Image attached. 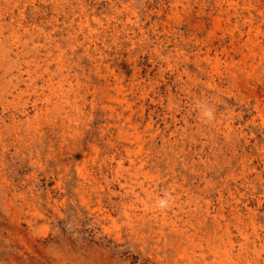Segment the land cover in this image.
<instances>
[{
    "label": "rangeland",
    "instance_id": "rangeland-1",
    "mask_svg": "<svg viewBox=\"0 0 264 264\" xmlns=\"http://www.w3.org/2000/svg\"><path fill=\"white\" fill-rule=\"evenodd\" d=\"M229 3L0 0V264H264V114L224 70L264 25Z\"/></svg>",
    "mask_w": 264,
    "mask_h": 264
},
{
    "label": "bare ground",
    "instance_id": "bare-ground-1",
    "mask_svg": "<svg viewBox=\"0 0 264 264\" xmlns=\"http://www.w3.org/2000/svg\"><path fill=\"white\" fill-rule=\"evenodd\" d=\"M250 1L251 0H231V3H229L228 4V7L230 8V7H232L231 9H233V11H234V13L237 15L238 14V8H237V4H238V2L240 3H243L244 5L245 4H248L249 5V7H250ZM255 3H257V5H261V11H259V13H258V16H261V18H263L262 20V23H263V25H264V0H253ZM221 2H223V1H221ZM233 3H234V5H233ZM254 3V4H255ZM247 5V6H248ZM214 6V5H213ZM224 6V5H223ZM246 6V7H247ZM114 7V6H113ZM243 7H245V6H242V8H241V10L242 11H245L247 14H248V17L249 18H251L252 16H251V14H250V8H247L246 10H244V8ZM217 8L219 9V10H222V7L220 6V5H218L217 6ZM226 9L227 11H229L230 9ZM156 9V8H155ZM240 10V11H241ZM162 11V10H161ZM218 11V10H217ZM255 11V10H254ZM224 12V11H223ZM225 13V12H224ZM235 15V16H236ZM126 21V20H125ZM216 21V20H215ZM221 22V21H220ZM244 22V21H243ZM218 23H216V25H217ZM247 24H249V23H247ZM164 25V24H163ZM219 26V25H218ZM249 26V25H248ZM252 27V25H250V28ZM249 28V29H250ZM257 28H259V27H257ZM192 29V28H191ZM258 31V30H257ZM241 33V32H240ZM247 34V33H246ZM249 35H250V33L249 34H247V39L248 40H244V42H243V35L242 34H238L237 35V37H231L230 38V42H231V44H230V46L231 45H233V43L234 42H237V47L235 48H231L232 50H235V51H241V53L238 55V56H240V58H241V61H240V63H238V64H233L232 66H230V65H228L227 64V67L226 68H224V70H226V71H230V73H228L229 74V77H230V79H231V81L232 82H235V78H236V73L237 74H239L240 76L242 75L243 77H244V80H242V82H240L239 84H236L235 85V87H236V90H237V92H239V90H240V88L242 89V90H244L245 92H247V95H248V97H250V96H252V98L254 99V101H255V104H253V105H256L255 106V109L257 110V113H258V116H261L262 114H264V106L262 105V102L260 101V97L259 98H257V96L254 94V88H250V86H249V83L252 81V82H254V81H256V78H252V79H249L247 76H248V73H246V71H245V68H246V58H245V56L243 57V53H242V49H243V47L245 46V45H251V47L252 48H254V49H264V38H262V40H261V43H255V44H252L251 43V39H249ZM262 35V34H261ZM253 38H255V37H253ZM252 38V39H253ZM261 38V37H260ZM221 45V44H220ZM232 47V46H231ZM210 50V49H209ZM190 53V52H189ZM200 54V53H199ZM262 54V57L264 56V53H261ZM249 57H251V58H253L252 57V54H250L249 52H248V54H247ZM236 56V55H235ZM259 56H261V55H259ZM248 57V58H249ZM255 57V56H254ZM2 58V57H1ZM256 58V57H255ZM259 58V57H258ZM233 59V58H232ZM250 59V58H249ZM263 58H261V60H262ZM203 60H204V62H206V63H208V64H210V65H212V68H218L219 66H220V60L219 59H217V57H216V55H213L212 57H208L207 55H205L204 57H203ZM2 61V60H1ZM4 62H6V61H4ZM1 63V62H0ZM232 63V62H231ZM252 64V63H251ZM7 65V64H6ZM6 65H5V67H6ZM49 65V64H48ZM127 65V64H126ZM262 66V65H261ZM8 67V66H7ZM6 67V68H7ZM5 68V69H6ZM18 68V67H17ZM250 69H251V67H249ZM257 68V67H256ZM259 68V67H258ZM2 69V68H1ZM0 69V70H1ZM172 69V68H171ZM18 71V70H17ZM39 71V70H38ZM106 71V70H105ZM7 72H8V70H7ZM10 72V71H9ZM19 72V71H18ZM20 72H22V71H20ZM248 72V71H247ZM264 72V71H263ZM3 73V72H2ZM29 73V72H28ZM27 73V74H28ZM59 73V72H58ZM16 74V73H15ZM22 74V73H21ZM135 74H136V72H135ZM4 75V74H3ZM78 75V74H77ZM137 75H138V73H137ZM178 75V74H177ZM186 75V74H185ZM257 75V74H256ZM264 75V74H263ZM72 77V76H71ZM20 78V77H19ZM259 78V77H258ZM13 79V78H12ZM215 79V78H214ZM100 80V79H99ZM9 81V80H8ZM16 81V80H15ZM261 82H259L263 87H264V79L263 80H260ZM4 82H6V81H4ZM117 82V81H116ZM137 82V81H136ZM257 82L258 81H256V82H254V85H257ZM204 83V82H203ZM259 84V85H260ZM5 85V84H4ZM7 85V84H6ZM11 85V84H10ZM204 85V84H203ZM261 86V87H262ZM207 87V86H206ZM120 88V87H119ZM153 89V88H152ZM239 89V90H238ZM261 89V88H260ZM114 90V89H113ZM120 90V89H119ZM118 90V91H119ZM131 90V89H130ZM263 90V89H262ZM18 92V91H17ZM102 92V91H101ZM140 93V92H139ZM141 93H143V92H141ZM218 93V92H217ZM262 94H261V96H264V93L263 92H261ZM14 94V93H13ZM21 94V93H20ZM135 94V93H134ZM18 95V94H17ZM22 95V94H21ZM94 95V94H93ZM228 95H230V94H228ZM233 95V94H232ZM238 95V94H237ZM259 95V94H258ZM140 96H141V94H140ZM116 97H117V95H116ZM231 97V96H230ZM233 97H234V95H233ZM117 98H119V97H117ZM136 98V97H135ZM142 98V97H141ZM115 99V98H114ZM238 99V98H237ZM128 100V99H127ZM152 100V99H151ZM235 100V99H234ZM242 101V100H241ZM253 101V102H254ZM114 102H117V100L116 101H114ZM113 102V103H114ZM123 103V102H122ZM121 103V104H122ZM136 103V102H135ZM264 103V102H263ZM39 105V104H38ZM60 105V104H59ZM46 106V105H45ZM114 106H116V105H114ZM120 106V105H119ZM125 106L129 109L130 108V104L129 103H125ZM247 106V105H246ZM249 107V106H248ZM81 108V107H80ZM228 108V107H227ZM226 108V109H227ZM250 108H252V107H250ZM56 109V108H55ZM191 109V108H190ZM253 109V108H252ZM52 110V109H51ZM110 110V109H109ZM127 110V109H126ZM125 110V108H123V111H126ZM254 110V109H253ZM42 111V110H41ZM116 111V110H115ZM128 111V110H127ZM230 111V110H229ZM255 111V110H254ZM142 112V111H141ZM122 113V112H121ZM129 113H130V111H129ZM133 113V112H132ZM134 113H138V112H134ZM252 113V112H251ZM57 115V114H56ZM119 115V114H118ZM228 115V114H227ZM46 116V115H45ZM229 117V116H228ZM263 117V116H262ZM12 118V117H11ZM129 118H131V116L129 117ZM227 118V117H226ZM252 118V117H251ZM128 119V118H127ZM75 120V119H74ZM129 120V119H128ZM231 120V119H230ZM262 120V119H261ZM254 121V120H253ZM64 123V122H63ZM128 123H130V122H128ZM219 124V123H218ZM215 125V124H214ZM264 125V124H263ZM227 126H229V124L227 123ZM254 126V125H253ZM18 127V126H17ZM43 128V127H42ZM134 128V127H133ZM147 128V127H146ZM130 129V128H129ZM148 129V128H147ZM229 130V129H228ZM227 130V131H228ZM226 131V132H227ZM30 133V132H29ZM230 133V132H229ZM226 134L227 133H224V134H222L224 137H227L226 136ZM235 137V136H234ZM244 137V136H243ZM213 138H216L215 136L213 137ZM31 139V138H30ZM248 139V138H247ZM136 140V139H135ZM214 140V139H213ZM239 140V139H238ZM237 140V141H238ZM240 140H242V139H240ZM139 141H140V139H139ZM139 141H137V142H139ZM151 142V141H150ZM164 143V142H163ZM151 144V143H150ZM237 144H239V143H237ZM236 145V144H235ZM232 146V145H231ZM189 147V146H188ZM231 148V147H230ZM232 149V148H231ZM176 157V156H175ZM170 160V159H169ZM259 161V160H258ZM186 165V164H185ZM231 165V164H230ZM239 171V170H238ZM172 173V172H171ZM233 173V172H232ZM44 176V175H43ZM197 176V175H196ZM92 178V177H91ZM238 178V177H237ZM3 182V181H2ZM247 185V184H246ZM142 186V185H141ZM85 188V187H84ZM129 189V188H128ZM179 190V189H178ZM245 194V193H244ZM199 198V197H198ZM150 201V200H149ZM135 206V205H134ZM225 206V205H224ZM209 208V207H208ZM18 209V208H17ZM221 209V208H220ZM240 209V208H239ZM237 210V209H236ZM241 210V209H240ZM207 212V211H206ZM211 212V211H210ZM38 213V212H37ZM189 214V213H188ZM208 215V214H207ZM228 215V214H227ZM128 216V215H127ZM187 217V216H186ZM252 217V216H251ZM226 218V217H225ZM223 219V218H222ZM215 220V219H214ZM156 221V220H155ZM177 222H178V220H177ZM218 222V221H217ZM179 223V222H178ZM214 224V223H213ZM176 224L174 223V226H175ZM213 226V225H212ZM201 227V226H200ZM177 227L175 226V229H176ZM216 228H217V230L218 231H220L221 230V228H220V226L218 225V224H216ZM226 229H227V227H226ZM215 230V229H214ZM177 231V230H176ZM224 231V230H223ZM222 231V232H223ZM227 231V230H226ZM182 232V231H181ZM228 232V231H227ZM187 236V235H186ZM241 237V236H240ZM246 237V236H245ZM201 238V237H200ZM206 239V238H205ZM215 243V242H214ZM256 246V245H255ZM242 247V246H241ZM223 248H225V246L223 247ZM259 249V248H258ZM211 251V250H210ZM219 252V251H218ZM224 252V251H223ZM228 253V252H227ZM224 254V253H223ZM183 255H185V254H183ZM191 255V254H190ZM193 256V255H192ZM225 256H226V254H225ZM232 256V255H231ZM224 257V256H223ZM225 258V257H224ZM188 259V258H187ZM190 259V258H189ZM228 259V258H227ZM229 263V262H228ZM231 263V262H230Z\"/></svg>",
    "mask_w": 264,
    "mask_h": 264
},
{
    "label": "clouds",
    "instance_id": "clouds-1",
    "mask_svg": "<svg viewBox=\"0 0 264 264\" xmlns=\"http://www.w3.org/2000/svg\"><path fill=\"white\" fill-rule=\"evenodd\" d=\"M203 116L208 119L211 120L213 118V112L211 111V109L205 110L203 112ZM169 205V199L168 197H164L161 198L157 201V206L161 209L166 208Z\"/></svg>",
    "mask_w": 264,
    "mask_h": 264
}]
</instances>
